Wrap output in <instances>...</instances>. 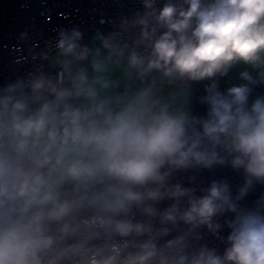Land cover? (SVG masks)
<instances>
[{
  "label": "clouds",
  "instance_id": "clouds-1",
  "mask_svg": "<svg viewBox=\"0 0 264 264\" xmlns=\"http://www.w3.org/2000/svg\"><path fill=\"white\" fill-rule=\"evenodd\" d=\"M139 5L0 87V264H264V0Z\"/></svg>",
  "mask_w": 264,
  "mask_h": 264
},
{
  "label": "built area",
  "instance_id": "built-area-1",
  "mask_svg": "<svg viewBox=\"0 0 264 264\" xmlns=\"http://www.w3.org/2000/svg\"><path fill=\"white\" fill-rule=\"evenodd\" d=\"M139 6V0H0V87L17 77L26 76L40 63L39 54L48 41L55 39L57 29L79 26L86 38L98 27L104 31L111 30L110 24L99 23L102 16L105 19L117 18L122 13L131 14ZM28 10L31 11L26 19ZM24 32L29 39L22 41L18 37ZM49 61L48 66L51 67ZM226 86L222 78L221 88ZM203 94V85L194 84L191 95L194 114ZM177 178L185 180L183 175ZM217 178L228 179L234 194L243 182L241 174L225 167L201 172L197 183L204 186ZM261 195H264V185H257L242 203L252 206ZM222 235H227L226 229ZM202 242L220 251L224 247L220 240L207 233Z\"/></svg>",
  "mask_w": 264,
  "mask_h": 264
},
{
  "label": "crops",
  "instance_id": "crops-1",
  "mask_svg": "<svg viewBox=\"0 0 264 264\" xmlns=\"http://www.w3.org/2000/svg\"><path fill=\"white\" fill-rule=\"evenodd\" d=\"M98 28H101V27H98ZM102 29V28H101ZM103 30V29H102ZM94 32V31H93ZM93 32L89 35V36H87L86 38H85V41L87 42V40L90 38V36L93 34ZM49 63H50V66H52L53 65V63H54V58H50V61H49ZM233 75H235V73H233ZM224 79V78H223ZM225 81H226V79H224ZM226 84H227V82H226ZM257 92L258 93H260V94H264V88H259V89H257ZM191 108H192V100H191Z\"/></svg>",
  "mask_w": 264,
  "mask_h": 264
},
{
  "label": "trees",
  "instance_id": "trees-1",
  "mask_svg": "<svg viewBox=\"0 0 264 264\" xmlns=\"http://www.w3.org/2000/svg\"><path fill=\"white\" fill-rule=\"evenodd\" d=\"M206 110V106L199 104L196 108L195 114L202 115Z\"/></svg>",
  "mask_w": 264,
  "mask_h": 264
},
{
  "label": "rangeland",
  "instance_id": "rangeland-1",
  "mask_svg": "<svg viewBox=\"0 0 264 264\" xmlns=\"http://www.w3.org/2000/svg\"><path fill=\"white\" fill-rule=\"evenodd\" d=\"M31 10H32V9H31ZM31 10H28V11L25 12V18H26V19L28 18L29 11H31Z\"/></svg>",
  "mask_w": 264,
  "mask_h": 264
}]
</instances>
